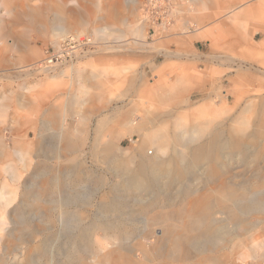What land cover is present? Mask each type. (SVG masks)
<instances>
[{
	"label": "rangeland",
	"instance_id": "1",
	"mask_svg": "<svg viewBox=\"0 0 264 264\" xmlns=\"http://www.w3.org/2000/svg\"><path fill=\"white\" fill-rule=\"evenodd\" d=\"M169 4L161 19L146 0H0V264H264V0ZM57 28L92 45L40 75ZM162 131L222 145L135 185L173 155Z\"/></svg>",
	"mask_w": 264,
	"mask_h": 264
},
{
	"label": "bare ground",
	"instance_id": "2",
	"mask_svg": "<svg viewBox=\"0 0 264 264\" xmlns=\"http://www.w3.org/2000/svg\"><path fill=\"white\" fill-rule=\"evenodd\" d=\"M144 17V16H143ZM68 35L70 36V34H68L66 31H64V30H59V32H58V38H61V40L62 39H64L65 37H68ZM73 36H76V37H80V38H82L81 37V35H73ZM138 36V35H137ZM63 37V38H62ZM83 38H85V37H83ZM92 39V38H91ZM93 40V39H92ZM58 42V41H57ZM56 42V43H57ZM93 42V41H92ZM253 53V52H252ZM172 54V53H171ZM85 56V55H84ZM78 58L79 57H77L75 60H77L76 62H79L78 61ZM75 60H72L71 62H69V63H76L75 62ZM65 65V64H64ZM58 68V65H55V66H46V65H44V64H37V66H36V73H38V74H40V75H45V74H49V73H51V72H53L54 70H56ZM194 76V74L193 73H191L190 74V77H193ZM201 83V82H200ZM201 84H203V83H201ZM94 86H95V84H94ZM249 111V110H248ZM148 118V117H147ZM48 121V120H47ZM154 121H155V119H154ZM50 123V122H49ZM134 125V124H133ZM136 125H137V123H136ZM141 126L139 127V128H141L142 126H144V123H141L140 124ZM199 126V125H198ZM241 126V125H240ZM243 126V125H242ZM241 126V127H242ZM195 127V126H194ZM197 127V126H196ZM238 127V126H237ZM139 128H135V127H133V129H130L129 131H127V132H129V134H134V133H136L137 131H138V129ZM218 128V127H217ZM220 128V127H219ZM205 129V128H204ZM232 129H233V127H232ZM250 129H252V128H250ZM105 131V130H104ZM169 131V130H168ZM168 131L166 132V131H162V132H160L159 134H158V136L156 137V140L154 141V144L157 146V147H159V149H160V151L161 152H171V154L170 155H172L171 157H167V158H165V159H160L159 161L158 160H153V159H150L149 161H148V163L147 164H143L140 168H139V170H137V172L135 173V175L132 177V180H133V183L135 184V185H141V184H145L147 181H148V178H149V175H148V173H151V170H153L154 171V173H155V175H156V177H158V176H160L161 174H162V172H164L165 170H174V168H178V165L180 166V163L181 162H184V157H183V155H192V158L194 159V160H196V161H201V160H212L213 159V157H215L216 155H217V153L220 151V150H218L219 149V147L222 145V143H220L219 142V138L216 136V135H210L211 136V139H209V141H208V143H206L205 145H198V147H196V148H194V149H191L190 150V148L191 147H189L188 145H186V144H188L189 142H191L190 140L188 141V142H185V144H179V141H178V139H177V137H173V136H171V135H169V133H168ZM223 131V130H222ZM254 131H256V134L259 136V137H261V138H264V124H262V125H260V127L259 128H257L256 130H254ZM206 132V131H205ZM239 132V131H238ZM101 134V133H100ZM195 134H197V132L195 133ZM221 134V133H220ZM157 135V134H156ZM178 135H180V134H178ZM231 135V134H230ZM242 135V134H241ZM255 135V134H254ZM181 136V135H180ZM247 136V135H246ZM246 136H245V138H246ZM119 137H120V135L117 133V132H115L114 134H113V137L111 138V141L109 142V143H107V144H105L103 147H104V149L105 150H108L110 147L112 148L113 146H114V143L116 144L117 142H118V140H119ZM190 137H192V136H190ZM189 137V138H190ZM221 137H223V136H221ZM244 138V139H245ZM248 138V137H247ZM243 139V140H244ZM249 139V138H248ZM204 140V139H203ZM246 140V139H245ZM244 140V141H245ZM101 141V140H100ZM248 141V140H247ZM263 141V140H262ZM207 142V141H206ZM84 143V142H83ZM227 143V142H226ZM247 143V142H246ZM263 143V142H262ZM240 144L241 143H239V141H238V139L236 138V137H232L231 139H230V142H229V145L230 146H232V147H238V146H240ZM83 145V144H82ZM96 146L97 147H99L100 146V144L99 143H97L96 144ZM229 146V147H230ZM99 149V148H98ZM103 149V148H102ZM180 149V150H179ZM263 152V151H262ZM100 153V152H99ZM149 153V152H148ZM107 155V154H106ZM100 156V155H99ZM222 156V155H221ZM108 157V156H107ZM101 158V157H100ZM132 159V158H131ZM130 159V160H131ZM134 160H135V158H134ZM143 160V159H142ZM147 160V159H146ZM134 162V161H133ZM144 162V161H143ZM132 164V163H131ZM140 164V163H139ZM133 165V164H132ZM135 165V164H134ZM192 165V164H191ZM131 168V167H130ZM176 170V169H175ZM131 172V171H130ZM168 173V172H167ZM174 173V172H173ZM131 174V173H130ZM178 174V173H177ZM164 175V174H163ZM179 177V176H178ZM149 182V181H148ZM230 185V184H229ZM231 187V186H230ZM220 188V187H219ZM240 189V188H239ZM229 191V190H228ZM262 191V190H261ZM261 193V192H260ZM238 194H239V192H238ZM255 194V193H254ZM246 195V194H245ZM250 195V194H249ZM253 195V194H252ZM0 197L2 198V194H0ZM233 198V197H232ZM236 198H237V196H236ZM260 198V197H259ZM253 199V198H252ZM232 200V199H231ZM234 201H235V198L233 199ZM255 200V199H254ZM240 201V200H239ZM217 202V201H216ZM237 201H235V203H236ZM215 203V202H214ZM233 203V202H232ZM232 203L231 204H229L230 206L232 205ZM238 203V202H237ZM246 203V202H245ZM220 204H221V202H220ZM220 204H218V205H220ZM243 204V203H242ZM216 205H217V203H216ZM247 205V204H246ZM250 205V204H249ZM109 206H111V205H109ZM254 206V205H253ZM263 206H264V203H263ZM186 207V206H185ZM181 208V207H180ZM184 208V207H183ZM239 208V207H238ZM257 208V207H256ZM242 209V208H241ZM259 209H260V207H259ZM263 209V208H262ZM169 210V209H168ZM220 210V209H219ZM243 210V209H242ZM241 210V211H242ZM106 211V210H105ZM172 211V210H171ZM228 211V210H227ZM226 211V212H227ZM236 211V210H235ZM83 212V211H82ZM157 212V211H156ZM177 212V211H176ZM213 212V211H212ZM225 212V211H224ZM248 211H246V213H247ZM172 213V212H171ZM215 213V212H214ZM213 213V214H214ZM217 213V212H216ZM264 213V212H263ZM83 214V213H82ZM243 214V212H241V215ZM245 214V213H244ZM247 214H250V213H247ZM254 214V213H253ZM175 215H176V213H175ZM182 215V214H181ZM212 215V214H211ZM211 215H210V217H211ZM219 215V214H218ZM240 215V216H241ZM255 215V214H254ZM262 215H264V214H262ZM206 216V215H205ZM213 216V215H212ZM228 216V215H227ZM168 218H170V217H168ZM231 218V217H230ZM238 219H239V217H237ZM243 218V217H242ZM152 219V218H151ZM177 219V218H176ZM206 219V218H205ZM144 221V220H143ZM171 221V220H170ZM212 221V220H211ZM145 222H146V220H145ZM205 224V223H204ZM207 224V223H206ZM232 224V223H231ZM247 224H249V223H247ZM238 225V224H237ZM151 226V225H150ZM205 226V225H204ZM235 226V225H234ZM240 226V225H239ZM258 226V225H257ZM206 227V226H205ZM150 228V227H149ZM175 228H176V226H175ZM230 228V227H229ZM235 228V227H234ZM233 228V229H234ZM239 228V227H238ZM153 229V228H152ZM231 229V228H230ZM229 229V230H230ZM264 229V228H263ZM97 230V229H96ZM147 230V229H146ZM172 230V228L171 227H166L165 228V226L164 225H162L161 227H160V231L161 232H164V233H168L169 231H171ZM239 230V229H238ZM237 230V231H238ZM159 231V232H160ZM152 232V231H151ZM154 232V231H153ZM200 232V231H199ZM213 232V231H212ZM211 232V233H212ZM231 232V231H230ZM230 232H229V234H230ZM236 232V231H235ZM234 232V233H235ZM240 232V231H239ZM202 233V232H201ZM226 233V232H225ZM145 234V233H144ZM155 234H156V232H155ZM241 234V233H240ZM146 235H147V233H146ZM149 235V234H148ZM215 235V234H214ZM225 235V234H224ZM233 235V234H232ZM235 235V234H234ZM152 237H153V235H151ZM225 236H227V235H225ZM209 237V236H208ZM239 237V236H238ZM154 238V237H153ZM226 238V237H225ZM232 238V237H231ZM151 239V238H150ZM227 239V238H226ZM146 240V239H145ZM211 240V239H210ZM219 240V239H218ZM147 242H148V240H146ZM208 240H206V242H207ZM228 241V240H227ZM249 241V240H248ZM77 242V241H76ZM140 242V241H139ZM143 242V241H142ZM155 242H156V240H155ZM153 243L152 244V249H151V251H156L158 248H159V245L157 244V243ZM201 242H203V241H201ZM210 242V241H209ZM220 242V241H219ZM224 242V241H223ZM211 243V242H210ZM204 244H207V243H204ZM209 244V243H208ZM217 244H219L218 242H217ZM225 244V243H224ZM135 245V244H134ZM142 245V244H141ZM140 245V246H141ZM164 245V244H163ZM139 246V247H140ZM146 246V245H145ZM150 246V245H149ZM148 246V247H149ZM199 246V245H198ZM197 246V247H198ZM208 246V245H207ZM238 246H239V244H238ZM75 247V246H74ZM219 247V246H218ZM244 247V246H243ZM143 248V247H142ZM119 249V248H118ZM202 249V248H201ZM214 249V248H213ZM125 250V249H124ZM174 251H176V250H178L176 247H174V249H173ZM197 250H199V248L197 249ZM223 250V249H222ZM119 251H121V250H119ZM142 251V250H141ZM159 251V250H158ZM172 251V250H171ZM208 251V250H207ZM132 252V251H131ZM134 252H136V251H134ZM150 252V251H149ZM184 252V251H183ZM234 252H235V250H234ZM237 252V251H236ZM143 253V252H142ZM158 253V252H157ZM195 253H197L198 254V252H195ZM219 253V252H218ZM129 254V253H128ZM133 254V253H132ZM171 254V253H170ZM204 254V253H203ZM238 254V253H237ZM147 255H148V252H147ZM153 255V254H152ZM155 255V254H154ZM158 255V254H157ZM212 255H213V253H212ZM130 256V255H129ZM128 256V257H129ZM142 256V255H141ZM140 256V257H141ZM146 256V255H145ZM166 256V255H165ZM168 256V255H167ZM175 256H176V254H175ZM200 256V255H199ZM169 257H171V256H169ZM182 257V256H181ZM207 257V256H206ZM151 258V257H150ZM198 258H200V257H198ZM118 259V258H117ZM172 259V258H171ZM120 260V259H119ZM131 260V259H130ZM153 260V259H152ZM151 260V261H152ZM165 260V259H164ZM180 260V259H179ZM205 260H207V259H205ZM121 261V260H120ZM126 261H127V259H126ZM166 262V261H165ZM191 262H193V261H191ZM210 262V261H209ZM213 262H214V259H213ZM224 262V261H223ZM168 263V262H167ZM190 263V262H189ZM186 264V263H185ZM207 264V263H206ZM211 264V263H210ZM216 264V263H215ZM236 264V263H235Z\"/></svg>",
	"mask_w": 264,
	"mask_h": 264
},
{
	"label": "built area",
	"instance_id": "3",
	"mask_svg": "<svg viewBox=\"0 0 264 264\" xmlns=\"http://www.w3.org/2000/svg\"><path fill=\"white\" fill-rule=\"evenodd\" d=\"M151 6L152 10L149 8L148 15L149 18L158 16L162 19L163 13H167L170 9V0H146ZM157 5V6H156ZM92 45L91 38H80L76 36H68L63 40L57 42L52 49L49 51L43 64L46 66H55L62 64L67 61L75 60L78 56L84 53V51Z\"/></svg>",
	"mask_w": 264,
	"mask_h": 264
},
{
	"label": "crops",
	"instance_id": "4",
	"mask_svg": "<svg viewBox=\"0 0 264 264\" xmlns=\"http://www.w3.org/2000/svg\"><path fill=\"white\" fill-rule=\"evenodd\" d=\"M64 30V31H66L64 28H57L56 29V37H58V32H59V30ZM67 32V31H66ZM103 32V29H96L95 30V32L93 33V36H97V35H99V34H101ZM138 32V34L140 35V34H142L141 33V31H137ZM186 32V31H185ZM68 33V32H67ZM137 34V33H136ZM202 34H203V37L204 38H208V37H211L210 35L211 34H209V30H207V31H204V32H202ZM264 40V39H263ZM262 40V41H263ZM178 43L180 44H183L184 43V40L182 39L181 41L180 40H178ZM261 47L263 46L264 47V42L263 43H261V45H260ZM248 52L249 53H252V52H255L256 50H258V47H256V46H254L253 44H249L248 45ZM178 54V53H177ZM199 60H201V61H203V60H206V57L205 56H201V58L199 59ZM78 67H79V64H76V65H73V66H69V68H71L72 70H77L78 69ZM65 70L66 69H63L62 71H60V73H56V76L54 77V78H52V79H50L51 81H49L48 83H45V86H46V88L47 89H51L52 88V81H54V80H57L58 79V77L60 76V75H63L64 73H65ZM55 75V74H54ZM81 76L80 75H78V76H76V81H79V78H80ZM185 80H186V82H188V84H192V85H202L201 83H202V81L204 82V77H200V73H196V74H194V76L193 77H190V74H188L187 73V75L185 76ZM201 82V83H200ZM43 86H44V84H43Z\"/></svg>",
	"mask_w": 264,
	"mask_h": 264
}]
</instances>
